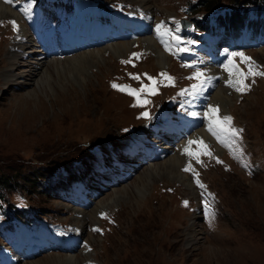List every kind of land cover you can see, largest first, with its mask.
Segmentation results:
<instances>
[{
  "label": "rangeland",
  "instance_id": "rangeland-1",
  "mask_svg": "<svg viewBox=\"0 0 264 264\" xmlns=\"http://www.w3.org/2000/svg\"><path fill=\"white\" fill-rule=\"evenodd\" d=\"M106 1L107 6L102 8L97 4L99 0H0V174L7 173L3 178L11 179L36 167L43 175L58 162L82 156L100 158L99 149L94 148L96 142L126 139L116 153V163H107L103 170L89 175L95 191L86 193L85 200L78 194L69 198L52 196L37 187L38 178L27 181L17 176L19 184L29 186V190L21 189L28 194L33 208L44 213L48 221L65 222L59 227V237L48 238L46 248L22 261L15 260L25 247L18 248L15 236L4 240L0 236V245L8 253L5 256L0 252L1 262L31 264L44 256L43 263H36L65 264L63 254L79 257L86 253L88 257L79 258L76 264H264V75L247 76L244 92L224 84L222 78L215 77L212 88L202 77L195 78L191 70L205 59L193 61L194 54L187 53L194 41L190 31L195 25L191 23L186 30L178 27L183 17L194 22L192 14L185 11L189 0ZM95 7L103 10L106 19L92 18L91 25L82 22V15L84 19L94 15ZM76 15L78 26L73 24ZM13 20L17 22L15 30L10 23ZM145 37L168 57L163 67L157 64L153 47L145 50ZM115 42L130 45L117 55L106 47ZM223 45L232 53L250 58H232L243 73L248 72L249 65L264 73V39L249 37L247 44L236 40L224 41ZM102 47H106L101 53L103 58L99 63H88L83 68L85 74L79 75L67 66L72 63L79 68L71 57ZM227 50L213 51L216 64L202 70L206 79L212 78V69L217 75L227 64ZM38 52L49 66L53 65L49 59L66 65L36 85L38 75H33L31 66L38 62L33 56ZM133 53L139 54L132 57L134 63L119 61L130 60ZM13 61V71L18 75L11 81L7 68ZM167 68L178 76L175 84L161 86L160 74ZM113 84L135 90L147 86L155 88V94L140 92L138 102L136 96ZM215 88L229 95V100L223 101L227 112L213 103ZM68 90L80 96V101H68L70 106L65 111H60L59 105L51 108L50 103ZM164 96L172 97L165 101ZM38 107L46 113L42 118L34 112ZM210 107L219 108V117L232 118L231 127L242 130L238 137L221 135V143L208 131L209 120L204 113ZM165 126L167 131L157 129ZM144 128L148 132L139 131ZM142 135L152 153L139 157L136 152L129 157L123 150L131 147L133 137ZM190 140L197 143L189 144ZM199 141L211 156L204 154ZM185 148L198 154L199 162L196 156L185 153ZM169 155L181 158L179 173L186 175V180H175L164 173L153 177L144 172L148 164ZM189 165L193 171H184ZM196 178L204 189L195 183ZM184 201H188L187 206ZM101 213L115 214L104 234L105 215ZM50 255L58 256L60 261L54 262Z\"/></svg>",
  "mask_w": 264,
  "mask_h": 264
},
{
  "label": "bare ground",
  "instance_id": "bare-ground-1",
  "mask_svg": "<svg viewBox=\"0 0 264 264\" xmlns=\"http://www.w3.org/2000/svg\"><path fill=\"white\" fill-rule=\"evenodd\" d=\"M149 15V14H148ZM149 40L150 38L149 37H145V39L142 40L143 44H145L147 47L151 48L153 47L154 50L153 52H155V55H156V62L157 64L160 65V67H163L165 63L168 62V57L165 56L164 54H162V52L157 48V46L155 45L154 42L152 43H149ZM32 41V40H31ZM31 44V43H30ZM29 45V44H28ZM114 45V46H112ZM129 45L130 43H127V42H115V43H112V44H109V45H106L107 48L111 49L115 54L119 55L120 53H122L123 51L125 50H128L127 48H129ZM22 46V45H21ZM151 46V47H150ZM23 47V46H22ZM106 47H102V48H99V49H93V50H89L87 52H83L81 53V55L78 57V58H75L74 56L71 57L73 59V63L75 64L76 62H78V64L76 65H79V68L78 67H75L72 63H69V65L67 66H70L71 68H74V70H77L79 75L80 74H85L84 72V69L86 66H88V63L91 64V63H95V62H98L101 61V59L103 58L101 55L102 52L105 51ZM143 47V46H142ZM29 49V48H28ZM31 49V48H30ZM35 49V48H34ZM43 49V47H42ZM23 50V49H22ZM128 52V51H127ZM39 53V52H38ZM22 54V53H21ZM123 54V53H122ZM12 56V55H11ZM23 56V55H22ZM44 57V56H43ZM53 57V56H52ZM46 58H43V59H39L38 62H36L34 65H32L31 67H33V69L35 70V74L33 75H38L39 78H35L34 79V84L38 85V82L45 79V78H51L52 76V71H58V69H62L64 70V65L66 64H61V62L63 61H59L57 59H49V60H52L53 62V65L52 66H49L47 65L46 61L45 60ZM65 60V59H64ZM68 61V59H66ZM19 64H22V63H19ZM59 64V65H58ZM39 68V70H38ZM16 69V63L15 61H13V63H11V65L7 68V70L9 71V74L7 75L8 77V80H13V77L15 75H18V72H14L13 70ZM37 70V71H36ZM67 70V69H66ZM70 71V70H69ZM76 71V72H77ZM225 71V70H224ZM8 73V72H7ZM61 74V73H60ZM63 74V73H62ZM61 74V75H62ZM225 74L227 76V78H229V72L225 71ZM65 75V74H64ZM60 76V75H59ZM34 76H32L33 78ZM58 78V77H57ZM31 79V78H30ZM54 79V78H52ZM27 80V79H26ZM3 81H4V84H6V78H5V74L3 73ZM24 81V80H23ZM30 82V81H29ZM32 82V81H31ZM45 82V81H44ZM33 84V83H32ZM45 84V83H44ZM44 86V85H43ZM53 86V85H52ZM51 86V87H52ZM40 87V85H39ZM61 87V86H60ZM226 87V86H224ZM70 88V87H69ZM41 89V88H39ZM216 89V88H215ZM35 92V91H34ZM67 92V91H66ZM63 93V94H60L58 95L53 101L52 103H50V106L51 108L57 105L61 106L59 109L60 111L62 110H66V106H68L69 104L68 101H73L72 103L74 102H78L80 101V96L78 97L77 95H75L73 92L69 91L67 93ZM227 92V90H226ZM228 93V92H227ZM37 94V93H36ZM26 95V94H25ZM34 95V94H33ZM56 95V94H55ZM61 96V97H60ZM226 96V98L224 97ZM212 99L214 100L213 103H219L220 106H222L224 112H227V109H226V102L224 103L223 101H228L229 100V95H227L224 91L222 90H219L216 89L215 92L213 93V95L211 96ZM75 99V100H74ZM40 100V99H39ZM70 102V103H71ZM212 103V102H211ZM210 103V104H211ZM40 107H43L45 109V105L44 103L40 102ZM38 104V105H39ZM37 105V106H38ZM70 106V105H69ZM39 108V107H38ZM218 108V107H217ZM219 109V108H218ZM37 113L40 114V117L42 118V116H44L46 113L42 110H40V108L37 110V111H34ZM223 112V113H224ZM202 128V127H201ZM203 130V129H202ZM196 135V134H195ZM192 139V138H191ZM182 145V144H181ZM184 146V145H182ZM174 150V149H173ZM177 150V149H176ZM178 152V150L176 151ZM167 153V152H166ZM177 154V153H175ZM178 155V154H177ZM184 160V159H183ZM181 164V158H179V156H176V155H169L167 157H164V159L162 161H159V162H156V163H151V164H148L146 166L145 169V173L147 174H150V176H153V177H156V176H160V174L164 173L165 175H167L168 177L170 178H175L180 180V179H183V180H186L187 179V176L186 175H183V174H180L179 173V166ZM222 171V170H221ZM224 171V170H223ZM143 172V171H142ZM151 177V178H153ZM145 180V178H144ZM150 178H149V182H150ZM186 182V181H184ZM187 183V182H186ZM140 184V183H139ZM148 185V183H146ZM128 185V184H127ZM144 185V184H143ZM188 185V184H187ZM142 185H140L141 187ZM189 186V185H188ZM123 189V188H122ZM93 209V208H92ZM96 211V210H95ZM89 215V214H88ZM96 216V215H94ZM51 254H58V253H51ZM60 255V254H59ZM82 255V254H81ZM79 255V257H77V255H74V254H63L62 257L64 258V262L65 264H76V261L79 260V258H87V254L83 253V255L81 256ZM47 258V255H45ZM43 259H44V256H42ZM50 257H52V259L54 260V262H57L58 260L60 261V258L58 256H53V255H50ZM77 258V259H76ZM41 259V260H43ZM62 259V258H61ZM76 259V260H75ZM41 260H38V261H34L32 263H35V264H39ZM51 260V259H50ZM32 261V260H31ZM30 261V262H31ZM36 262H39V263H36ZM42 262V261H41ZM48 262V261H47ZM27 263V262H26ZM31 263V264H32ZM43 263V262H42ZM41 263V264H42ZM52 263V262H51ZM50 263V264H51ZM60 263V262H59ZM63 263V262H62Z\"/></svg>",
  "mask_w": 264,
  "mask_h": 264
},
{
  "label": "snow or ice",
  "instance_id": "snow-or-ice-1",
  "mask_svg": "<svg viewBox=\"0 0 264 264\" xmlns=\"http://www.w3.org/2000/svg\"><path fill=\"white\" fill-rule=\"evenodd\" d=\"M13 24V28L15 30L16 26H15V22H12ZM162 27V24L157 25V34L160 35V29ZM174 40L178 41L179 38L178 37H173ZM166 50H168L167 45H165ZM181 50H186V49H181ZM135 57H138L139 54L137 53H133L132 54ZM239 55L242 58V61H249L250 58L249 57H245L243 53H232L229 55L228 57V61L227 64L222 65V67L224 68L225 71L229 72V78L226 80V83L231 86L234 87L236 89V91L238 92H244L247 90L248 85L244 84V79L247 78V76H256V75H264V73H260L258 71H255L253 69V67L251 65H249L248 67V72L247 73H243L239 67L233 62V57ZM122 63H131V60L128 61H122ZM132 75V74H130ZM161 76L165 77L166 79H168L169 81H171V77H168L166 73H161ZM203 73L201 72H196L194 74L195 78L199 79L200 77H202ZM233 77H237L236 79H233ZM133 79H139V76H133ZM149 80H153L152 77H148ZM155 83V81H154ZM114 88H118L121 91H128V93L130 95H134L137 97V101H140V96L139 93L143 92V91H150L152 94H155V88H150L147 86H142L141 89L139 90H135V89H131L129 86H122V85H117V84H113L112 85ZM195 85L193 86V88L195 89ZM144 103H147V101H143ZM219 109L215 108V107H210L209 110L204 113L205 117L208 118L209 120V125H208V131L212 133L213 136H215L217 138L218 141H220L221 143H223V141L221 140V135H225L228 137H238L239 136V132L242 130H237L234 127H231V121L232 118L230 116H223V117H219L217 115ZM142 115L146 116L147 113H142ZM192 115H196V113H192ZM189 144H193V143H197V141H189ZM199 143L201 145H203V141H199ZM232 144H235V140L232 141ZM229 147H231V145H229ZM204 148V154L205 155H209L211 156V153L207 151V146L203 145ZM185 153H187L188 155H194L197 157V162H199L198 160V154H194L189 152L188 148L184 149ZM220 162V161H217ZM184 171H193L191 166H186L184 168ZM194 177H198V173H194ZM195 183L198 185V187H200L201 189H204L205 186L200 183L199 179L196 178L195 179ZM203 195V193H202ZM185 206L188 205V201H184L183 202ZM105 214L101 213V216L103 217ZM94 231H99V229H94Z\"/></svg>",
  "mask_w": 264,
  "mask_h": 264
},
{
  "label": "trees",
  "instance_id": "trees-1",
  "mask_svg": "<svg viewBox=\"0 0 264 264\" xmlns=\"http://www.w3.org/2000/svg\"><path fill=\"white\" fill-rule=\"evenodd\" d=\"M188 2L190 7L195 10V13L208 12V20L211 19L213 21V25L211 27L218 28L220 26L225 32L234 31L239 28L240 24L244 22V17L248 15L250 8L249 5H256L258 7L264 6V0H189ZM68 162H71V159ZM54 165H52V167ZM52 167L48 168L43 175H40L41 168L36 167L29 170L27 173L19 175L14 174L11 179L3 178L5 177L3 174L7 173H1L0 189L4 188L5 190L10 191L20 187L23 190H29V186H24V184L21 183L19 184L17 176H19L22 180L28 181L29 178L33 177V179L38 178V181H41L48 175V172L52 169ZM73 171L77 172L78 170L74 169ZM39 183L40 182H38V184ZM38 184H36L37 187H41Z\"/></svg>",
  "mask_w": 264,
  "mask_h": 264
},
{
  "label": "water",
  "instance_id": "water-1",
  "mask_svg": "<svg viewBox=\"0 0 264 264\" xmlns=\"http://www.w3.org/2000/svg\"><path fill=\"white\" fill-rule=\"evenodd\" d=\"M181 23H182V26H187L188 25V22L185 21V20H182Z\"/></svg>",
  "mask_w": 264,
  "mask_h": 264
}]
</instances>
